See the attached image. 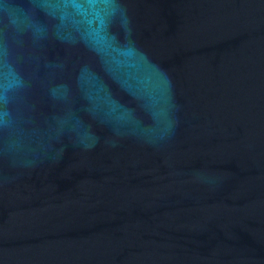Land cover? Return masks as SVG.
<instances>
[{"label":"water","instance_id":"obj_1","mask_svg":"<svg viewBox=\"0 0 264 264\" xmlns=\"http://www.w3.org/2000/svg\"><path fill=\"white\" fill-rule=\"evenodd\" d=\"M0 264H264V0H0Z\"/></svg>","mask_w":264,"mask_h":264}]
</instances>
